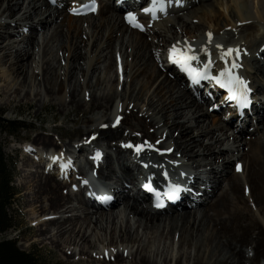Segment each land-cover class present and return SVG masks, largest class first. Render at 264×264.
<instances>
[{
    "label": "bare ground",
    "instance_id": "1",
    "mask_svg": "<svg viewBox=\"0 0 264 264\" xmlns=\"http://www.w3.org/2000/svg\"><path fill=\"white\" fill-rule=\"evenodd\" d=\"M179 2L168 14L174 16L173 20L152 25L147 16H140L147 28L146 34H153L147 40L143 30L135 29L107 2L98 4L96 16L99 20L89 22L88 32H85L73 21L89 19L93 14L88 18L71 17L70 11L65 9L67 3L56 7L38 0H0V95L4 103L24 92L23 100L38 105L40 99L49 94L50 100L57 102L63 113L72 112L77 117L96 112L91 119L82 118L86 129L80 135L91 133L95 136L91 147L105 154V164L98 174L111 179L126 193L127 188L134 186L138 167L126 163L133 150L127 154V147H122L121 143L135 146L147 142L151 147L145 146L141 157H152L156 161L163 156L155 150H171L168 161L193 171L194 187L199 185L203 169L209 168L204 171L207 174L204 182L211 191L195 211L176 204L167 211L155 212L145 204L143 196L135 193L124 194L118 199L116 203L121 207L116 211L89 213L81 194H65L66 185L53 175L44 176L35 164V160L46 153L34 147L42 150L54 147L61 152L68 148L63 150L47 136H35L30 145L33 152L24 147L27 151L25 166L30 168L22 174L25 214L33 228L32 241L55 246L67 264H76L79 260L84 264H260L259 259L264 256V108H260L261 115L255 122L257 137L245 138L246 117L238 126L239 140L234 142L238 145L224 146L221 142L217 149L216 143L221 136L226 137V134H219L229 124L221 122L211 108L210 98L206 100L199 90L189 92L183 79L174 75L172 69L165 68L166 60L164 64L160 62V54L167 53L170 35L175 37L170 46L191 49L190 44L200 39L205 42V38L223 34L228 40L237 34L240 38L230 45L221 38L217 39V45L222 48H219L221 53L238 48L239 51L251 50L243 67L244 81L264 97V63L254 55L255 49L264 46V0H220L218 7L224 11L221 14L212 0ZM73 7L76 5L70 9ZM110 12L118 15L109 16ZM27 20H30L27 35L21 37ZM128 29H131L129 39L124 44L123 34ZM39 31L41 36L37 39ZM94 33L101 34V39L96 45L91 43L95 48L93 52L104 43L105 48L92 57L87 47L92 37L96 38ZM106 33V41L101 43ZM179 35L186 41L178 45ZM52 39L56 42V50L66 48V57H63L66 67H51L46 58L51 53L47 52ZM116 49L124 57L125 81H122L121 92L115 86L101 89L105 80L101 73L106 74L109 69L105 68V60L100 61L101 54L106 52L103 59H108L107 54L113 58ZM211 49L214 54V48ZM228 53L213 62L215 72H219L222 63L229 62ZM256 54L262 56L264 52L260 49ZM54 60L55 56L51 62ZM90 68L93 75L98 71L94 83L90 79L86 81ZM120 79L118 74L115 81L118 86ZM40 82L46 83L44 92ZM84 82L90 92L87 100ZM67 83L70 84L66 92ZM118 95L121 102L116 107L113 99ZM193 116L196 117L194 126L185 124L191 122ZM207 117H211L210 130L203 125ZM116 118L123 119L120 123L125 129L114 122ZM175 131L178 132L176 136ZM207 137L211 142L205 145L203 139ZM82 146L78 144L74 149L81 150ZM79 156H82L81 165L89 168L91 163L82 151ZM177 158H185V161ZM239 163L241 173L246 175L244 181L235 171ZM232 164L234 168L230 170ZM73 200L80 204L79 208L72 205ZM162 213L163 219L160 218ZM28 246L29 243L24 245Z\"/></svg>",
    "mask_w": 264,
    "mask_h": 264
},
{
    "label": "rangeland",
    "instance_id": "2",
    "mask_svg": "<svg viewBox=\"0 0 264 264\" xmlns=\"http://www.w3.org/2000/svg\"><path fill=\"white\" fill-rule=\"evenodd\" d=\"M219 2H220V0H212V3L217 5V7H218ZM25 4H26V1H24L23 7L25 6ZM218 9H216V10H218L219 14H221L223 9H221L219 7H218ZM108 15L109 16H115L118 14L117 13L115 14V12H110ZM93 16L89 19H85L82 21H73V23H75L76 26L80 27L83 31L88 32L87 24L89 22H96L97 23V20H99V18L97 16H94V17ZM62 17H64V16L62 15ZM170 17H172V16H170ZM170 17H168V18H170ZM7 20H9V19H6V21ZM171 20H173V19H171ZM162 21H165V20H162ZM26 22L28 23V25L30 24V20H27ZM51 26L53 27V25H51ZM27 30H28V27H27ZM129 31L130 30H128L125 34H123L124 35V37H123L124 38V41H123L124 44L126 43L127 39H129L128 38L130 35ZM39 32L37 35V39H39L41 36V31H39ZM88 35H90V34H88ZM151 35H153V34L152 33H150V35L145 34L144 36L146 38H148L147 40H149ZM95 36H96V38L93 39V37H92V41L89 43V46L87 47V51L89 53L91 52L90 56H92V57H94L98 52L103 51L105 48V43H104L103 45H101L97 49L96 53L93 52L95 48L93 49V47H91V46L93 45V43L96 45L98 40L101 39V34L96 35V33H94V37ZM106 36H107V33L102 37L101 43L106 41L105 40ZM172 36L173 35H170V37H169L170 42L167 44V46L169 44H171V42H174L175 37H172ZM84 37H86V36H84ZM212 37H214L216 40L220 37L224 38L225 42L227 41L226 44H229L230 42H233V41L238 40L240 38L239 35H238V37H236V35H234V37H230V40L228 41L226 39L227 37H225V35H223V34L219 37H217V36H212ZM178 39L180 40V35L178 36ZM203 42H204V40H203ZM91 43H92V45H91ZM199 43L200 42H198V44ZM209 43L213 44L211 46V48H214L213 51H215V53H216V50L221 51L219 49L221 47H218V45L215 46L214 45L215 42H213V40L209 41ZM218 43L219 42L217 41V44ZM202 44H204V43H202ZM49 45H50V49L48 50L47 53H49L50 51H51V53L46 58L48 59L49 63L51 64V67H56L57 65L59 67L61 65L66 67L64 65L65 64L64 58L66 57V48H64L62 51L56 50V48H57L56 42H54L53 39L50 41ZM153 45L155 47V44H153ZM201 47L208 49V47L205 45H201ZM226 47H228V46H226ZM51 48H52V50H51ZM161 49L163 50V48H161ZM105 54H106V52H103L101 54L102 58L100 59V61L105 60L107 62L105 64L106 65L105 68H107V69L109 68V69L107 70L106 74L105 73L103 74V72L101 73V77L103 79L105 77V80H104L103 84L101 85V89L103 87L104 88L107 87V89H108L109 86H115L118 88V91L121 92L122 81L123 80L125 81V69H118V67L121 64V60L123 61L122 64L124 66V59H123L124 57H121V54L120 55L118 54L117 49L114 53L115 55H113V58H109V54H107L108 59H107V57L103 59V55H105ZM44 55H45V53H44ZM54 56H55V60L53 62H51V60ZM263 56L264 55H262V57ZM163 57H164V55L162 56V58ZM57 59H58L59 63L57 62ZM163 60H164V58H163ZM71 62H70V64H71ZM116 64L118 66H116ZM123 66H122V68H123ZM101 68H103V67H101ZM92 72H93V70H91V68H90V70L88 71L87 76H86V81L88 79H90V81H92V83H94V81L97 77L98 71L95 72L94 75L92 74ZM61 73H63V70L60 71V74ZM118 74L121 76L119 86L115 82ZM61 77L63 79V76H61ZM161 78H162V76H161ZM58 80H59V78H58ZM64 80L69 81L67 78H65ZM71 83H73V82H71ZM67 84H68V86L66 87V92L69 90V84L70 83H67ZM132 85H134V84H132ZM45 86H46V83L43 84L40 82V89L42 90V92H44ZM86 87L87 86L84 82L83 91L85 92V100L88 99L89 93H90V92H88ZM0 94H1V89H0ZM58 94L61 96L62 91L59 92ZM23 95H24V92H23ZM23 95L21 94V96H19L16 99L12 98L6 103H4L3 97L0 95V101L2 102V104L0 105V116H3L6 119H14V118L20 117L22 119H25L26 125H28V129L22 130L21 133L16 135L14 138H9L5 134H2L1 130H3V128L0 127V147L2 148L4 155L8 159H13V161H15V176H14L13 181H12V186L17 192V196H15L16 198L14 199L12 207L7 209V214L11 220V226H10V229L5 234L2 235V237L5 239H8V240H12V239L15 240L16 239L18 241V248L22 251L28 252L31 255H33V257L36 259L37 264H67V263H65V260L63 259L61 254L58 252L57 248H55V246L50 245L48 242H44L42 244H39L38 242L32 241L35 236L33 233V228L29 224L28 218L25 214L26 207L24 204V186H23V179H22L23 172L25 171V169H28L29 167L25 166L26 162L24 161V156H26V155H25V152L23 150H20V148L22 146H24L25 144H29V143L31 144V140L37 135L41 136V137L47 136L57 146L61 145V146H64L66 148L67 147L69 148V147H71V145H74L77 141L82 140L83 137H85V139L89 135H90L89 137H91V135H92L91 133L90 134L88 133L89 135H80V132L84 131L86 129V127L81 123V120H82V118H90L91 119L95 115H97V113L96 112H89L83 116L79 115V116L75 117V116H73L72 112L71 113L70 112H66V113L61 112V107H59L57 105L58 104L57 102L50 100L51 98L49 97V94H48V96H45L44 98L42 97L43 100L40 99V103H38V105L35 102L29 101L27 99L23 100L21 98ZM113 100H114L113 105L114 106L116 105V107L121 102L119 95L117 96V99L114 98ZM117 103H119V104H117ZM100 116H101V112L98 111V117H100ZM211 116H213V115H211ZM195 118L196 117L193 116L191 119V122H188L185 124H191L192 126H194L195 123L193 122V120H195ZM210 120H211V117L204 118L203 125H204L205 129H209V130L211 129ZM120 122L122 123L123 119L119 120V122L116 124L120 125L121 124ZM196 124H200V122H196ZM90 125H91V123L88 125V127H90ZM121 127H122V129H125V126L123 124H121ZM151 130L152 129H150V131ZM225 133H226L227 138L224 137L225 135L221 136L222 137L220 139L221 141L219 140V142L216 143L217 149L221 145L220 144L221 142H223L224 146H227V145L231 146L232 144L234 145L235 138L238 137L237 129L235 127L234 128L228 127L226 129H224L223 131H221L219 135H222ZM177 134H178V132L175 131L174 136H176ZM247 134L249 137H252L251 135L254 134V130H252L251 126L248 127V130L246 132V136H247ZM252 138H254V136ZM208 139H209V137L203 139V142L205 145H208L211 142ZM226 139L228 140V143H227ZM124 144H127V143H123V145ZM237 145L238 144H235L234 146H237ZM49 148H54V147H49ZM239 154H241V152ZM177 156L180 157L179 154ZM180 159H182L183 162L185 161L184 160L185 158H180ZM233 167L234 166L232 164L230 166V170L233 169ZM206 170H209V168H207ZM245 177H246L245 173H244V175L242 173L240 176L242 181H244L246 179ZM117 204L114 206L115 209H111L112 211H116L121 207V205H119V204L117 205ZM111 210H109V211H111ZM193 211H195V210H193ZM108 212H104V213H108ZM163 215L164 214L162 213L160 218L163 217ZM161 219H163V218H161ZM262 226H264V223ZM28 243L30 244V246L24 247V245H26ZM245 251L249 255H252V252H250L249 250L245 249ZM263 259H264V256L261 259H259V263H261L260 261ZM69 264H74V263H69ZM76 264H84V263L82 260H79V262Z\"/></svg>",
    "mask_w": 264,
    "mask_h": 264
},
{
    "label": "trees",
    "instance_id": "3",
    "mask_svg": "<svg viewBox=\"0 0 264 264\" xmlns=\"http://www.w3.org/2000/svg\"><path fill=\"white\" fill-rule=\"evenodd\" d=\"M0 125L7 126L9 131L14 133L24 124L18 120H5L0 116ZM12 176L13 166L4 156L0 147V264H37L33 255L18 249L15 240L2 237L10 229L11 220L7 214V209L11 208L16 196L15 189L10 186Z\"/></svg>",
    "mask_w": 264,
    "mask_h": 264
},
{
    "label": "snow or ice",
    "instance_id": "4",
    "mask_svg": "<svg viewBox=\"0 0 264 264\" xmlns=\"http://www.w3.org/2000/svg\"><path fill=\"white\" fill-rule=\"evenodd\" d=\"M157 3V0H153V4ZM92 7L94 8L95 5L93 4ZM145 13H148L150 11H152V9H144L143 10ZM73 12L75 13V9H73ZM135 17L133 16L132 13L128 14V22L133 24L134 27H141L138 23H135ZM211 35V34H209ZM219 47V46H218ZM190 51V49L188 50ZM233 50L229 49L228 52L231 53ZM196 59L195 56L186 54V52L184 50H177L175 46H173L172 49H170V53H169V60L170 62H174L176 63L182 70H187L189 72V75L193 78V79H198V78H209L208 77V68H209V64H205L204 66V70L202 72H195V70L191 69L188 67V62L190 60H194ZM233 68L237 67L236 64L232 65ZM195 72V75H193V73ZM227 76V80L224 83V86L228 87L229 92L232 93L233 97L235 98L237 95L243 99L245 102H247V92L249 91L246 82L237 77L234 76L231 72H229L227 69L225 70L224 73H221V76ZM218 83H221V80H217ZM119 119V118H117ZM145 146L147 147H151V145H147V142H145L144 145H126V147H134L135 150L137 151V153H139ZM99 153L96 154L97 158L99 157ZM239 168V166H237ZM87 183V182H85ZM145 187L147 188L148 185H145ZM179 189H174L173 190V197L175 195V192L178 191Z\"/></svg>",
    "mask_w": 264,
    "mask_h": 264
}]
</instances>
